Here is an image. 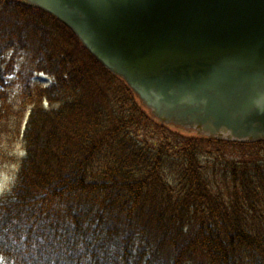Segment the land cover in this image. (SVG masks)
I'll use <instances>...</instances> for the list:
<instances>
[{
    "label": "trees",
    "instance_id": "16d2710c",
    "mask_svg": "<svg viewBox=\"0 0 264 264\" xmlns=\"http://www.w3.org/2000/svg\"><path fill=\"white\" fill-rule=\"evenodd\" d=\"M8 160L0 264H264V141L160 123L68 28L21 0H0Z\"/></svg>",
    "mask_w": 264,
    "mask_h": 264
},
{
    "label": "water",
    "instance_id": "95a60500",
    "mask_svg": "<svg viewBox=\"0 0 264 264\" xmlns=\"http://www.w3.org/2000/svg\"><path fill=\"white\" fill-rule=\"evenodd\" d=\"M67 27L160 123L264 141V0H22Z\"/></svg>",
    "mask_w": 264,
    "mask_h": 264
},
{
    "label": "rangeland",
    "instance_id": "374dc122",
    "mask_svg": "<svg viewBox=\"0 0 264 264\" xmlns=\"http://www.w3.org/2000/svg\"><path fill=\"white\" fill-rule=\"evenodd\" d=\"M34 83L48 86L50 80L48 77L44 75H38L34 78ZM20 146L18 143L14 144L12 148L8 150L7 158H11L13 156V151L19 150ZM17 170V165L13 161H2L0 163V196L3 195L6 190L9 188V185L12 183L14 175Z\"/></svg>",
    "mask_w": 264,
    "mask_h": 264
}]
</instances>
